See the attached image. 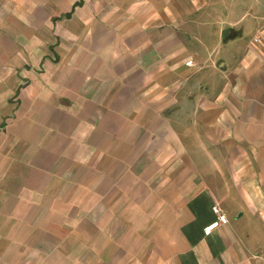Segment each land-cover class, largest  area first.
Returning <instances> with one entry per match:
<instances>
[{
  "label": "crops",
  "instance_id": "obj_1",
  "mask_svg": "<svg viewBox=\"0 0 264 264\" xmlns=\"http://www.w3.org/2000/svg\"><path fill=\"white\" fill-rule=\"evenodd\" d=\"M207 4L0 0V264H264V17Z\"/></svg>",
  "mask_w": 264,
  "mask_h": 264
},
{
  "label": "rangeland",
  "instance_id": "obj_2",
  "mask_svg": "<svg viewBox=\"0 0 264 264\" xmlns=\"http://www.w3.org/2000/svg\"><path fill=\"white\" fill-rule=\"evenodd\" d=\"M264 7V0H208V4L206 9L209 10V13L212 14V16L215 19H220V22H224V24L228 27V24H234L237 20L241 18V15L243 13H246L244 16L243 23L241 25H247V30L244 32L243 37H236L234 40L227 41L226 43L221 42V34L222 31L225 28L219 29V25L217 24L216 28V36L219 37V46H218V52L215 55L216 58H222V54L224 53H219V50H225L234 44L240 42L241 40H244L248 38L251 34L250 30V22H252V25L254 26V22L257 18L259 17H264V15H258L261 10L259 9L260 7ZM264 10V8H263ZM240 25V26H241ZM233 28V27H232ZM254 28V27H252ZM240 34L239 30L234 31L231 29L229 38L234 37V35ZM238 49V47H236ZM217 205V204H214ZM218 206V205H217Z\"/></svg>",
  "mask_w": 264,
  "mask_h": 264
},
{
  "label": "built area",
  "instance_id": "obj_3",
  "mask_svg": "<svg viewBox=\"0 0 264 264\" xmlns=\"http://www.w3.org/2000/svg\"><path fill=\"white\" fill-rule=\"evenodd\" d=\"M253 41H254V42L257 41V37H255V38L253 39ZM185 65L191 67V66L193 65L192 60H191V59L187 60V61L185 62ZM211 210H212L213 214L216 215L217 220L214 221V222H212V223H211L210 225H208L206 228H204V234H205V235H209L210 232H211L215 227H217L219 224H225V223L227 222V217H226L225 214H223V213L221 212L219 206H217V205H213V206L211 207Z\"/></svg>",
  "mask_w": 264,
  "mask_h": 264
},
{
  "label": "water",
  "instance_id": "obj_4",
  "mask_svg": "<svg viewBox=\"0 0 264 264\" xmlns=\"http://www.w3.org/2000/svg\"><path fill=\"white\" fill-rule=\"evenodd\" d=\"M230 31H231V28H225V29L222 31V34H221V39H222V41H226V40L229 38Z\"/></svg>",
  "mask_w": 264,
  "mask_h": 264
}]
</instances>
